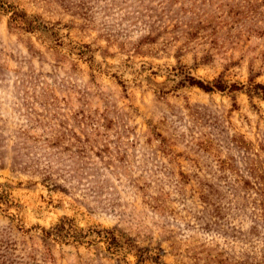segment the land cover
<instances>
[{
	"label": "rangeland",
	"instance_id": "1",
	"mask_svg": "<svg viewBox=\"0 0 264 264\" xmlns=\"http://www.w3.org/2000/svg\"><path fill=\"white\" fill-rule=\"evenodd\" d=\"M6 1L41 26L0 10L16 205L0 204V264H134L95 233L44 238L63 217L161 264H264V100L247 92L264 85V0Z\"/></svg>",
	"mask_w": 264,
	"mask_h": 264
},
{
	"label": "trees",
	"instance_id": "2",
	"mask_svg": "<svg viewBox=\"0 0 264 264\" xmlns=\"http://www.w3.org/2000/svg\"><path fill=\"white\" fill-rule=\"evenodd\" d=\"M0 10L10 13V20L13 24H15V26L25 24L23 29L26 32H34L35 30H38L39 26H41L40 23L38 25L34 24L33 20H30L24 12L19 11L16 7L7 3L6 0H0ZM187 84L190 87H197L204 92H223L227 88V86H225L219 81L209 84L193 79L192 77H188ZM240 89L241 87H237L235 85H230L229 87V90L231 91H236ZM247 92L261 100H264V85L262 84H253L251 86V89H248ZM0 204L6 209L10 208L11 206H16L14 205L10 197V194L8 192V186L1 183ZM41 231L43 233L44 238L46 239H52L55 241H60L62 243H66L69 242V240H72L73 242H76L78 244H81L83 240L87 238V236H90V233H95L97 238L100 239V242H103L107 245V251L117 253L120 250H125L126 253H133V257L135 258L134 264H146L147 262L148 264L162 263L159 255H150L148 253L149 251L135 247V245L129 238H125L121 235H116L112 230H91L90 232L83 233L82 230L77 228L71 222V220L67 219L66 217L59 219L58 223L50 229H41Z\"/></svg>",
	"mask_w": 264,
	"mask_h": 264
}]
</instances>
